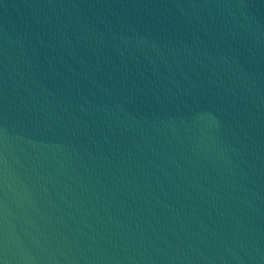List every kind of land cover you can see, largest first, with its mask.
Returning a JSON list of instances; mask_svg holds the SVG:
<instances>
[{"label":"water","instance_id":"95a60500","mask_svg":"<svg viewBox=\"0 0 264 264\" xmlns=\"http://www.w3.org/2000/svg\"><path fill=\"white\" fill-rule=\"evenodd\" d=\"M0 264H264V0H0Z\"/></svg>","mask_w":264,"mask_h":264}]
</instances>
